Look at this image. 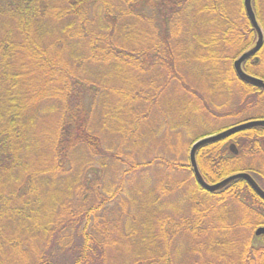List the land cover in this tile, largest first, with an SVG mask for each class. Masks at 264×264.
Returning a JSON list of instances; mask_svg holds the SVG:
<instances>
[{"label":"trees","instance_id":"1","mask_svg":"<svg viewBox=\"0 0 264 264\" xmlns=\"http://www.w3.org/2000/svg\"><path fill=\"white\" fill-rule=\"evenodd\" d=\"M256 41L244 0H0V264H264V200L189 157L264 103ZM197 162L264 189V127Z\"/></svg>","mask_w":264,"mask_h":264},{"label":"water","instance_id":"2","mask_svg":"<svg viewBox=\"0 0 264 264\" xmlns=\"http://www.w3.org/2000/svg\"><path fill=\"white\" fill-rule=\"evenodd\" d=\"M244 7H245V10H246V13L250 20L251 25L257 33V41L251 49L244 52L242 55H240L235 60L234 69H235V72L238 78L241 81L255 88L264 90V79L253 76L249 74L248 72H246L244 69V63L251 57L257 55L264 46V31L254 11L253 0H244ZM256 127H264V119H252V120L244 121L242 123L229 127L215 135L206 136L205 138L197 140L192 145L190 149V164L192 167L193 174L196 178V181L202 189H204L205 191L209 193H216L218 191L225 189L227 186H229L234 181L244 180L252 187V189L256 192V194L264 200V189H262V187L257 183V181L253 178V176L250 173L238 172L217 183H209L203 177L200 171V168L198 166V162H197V153L199 149H201L202 147L209 145V144L216 143L226 138H230L240 132L253 129ZM229 149L232 154L234 155L239 154V150L236 144L234 143L231 144ZM255 236L256 237L264 236V227H259L255 231Z\"/></svg>","mask_w":264,"mask_h":264},{"label":"rangeland","instance_id":"3","mask_svg":"<svg viewBox=\"0 0 264 264\" xmlns=\"http://www.w3.org/2000/svg\"><path fill=\"white\" fill-rule=\"evenodd\" d=\"M256 69H257V71H256L257 73L253 72V71H249L247 69H245V71L248 72L249 74L253 75V76H256V77L264 79V57H263L262 64L260 65V67H256ZM258 73H260V74H258ZM261 99L264 100V95H262ZM238 119L239 120L264 119V103H262L260 106H258L256 108H250L249 107L245 111H242V113L240 114ZM148 152H150V151H146V152H143L141 154L142 155H150ZM189 157H190V152H189ZM246 163H249V161L247 160ZM172 205L173 206H177L178 210L180 212H184V213L185 212L189 213L191 208H192V206H195V204H190V203H188L186 201H180V199H178V201L174 202V204H172ZM172 205H170V206H172ZM171 211L172 210H170L169 212H171ZM261 240L263 241L264 238L262 237Z\"/></svg>","mask_w":264,"mask_h":264}]
</instances>
